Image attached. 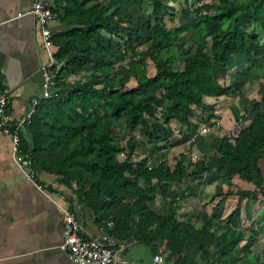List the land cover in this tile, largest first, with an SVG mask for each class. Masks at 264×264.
Wrapping results in <instances>:
<instances>
[{
  "label": "trees",
  "instance_id": "16d2710c",
  "mask_svg": "<svg viewBox=\"0 0 264 264\" xmlns=\"http://www.w3.org/2000/svg\"><path fill=\"white\" fill-rule=\"evenodd\" d=\"M149 2L151 11L135 17L114 0L55 1L53 11L71 27L53 31L61 66L51 96L40 102L22 134V149L36 170L58 175L76 203L93 209L95 223L120 240L150 244L164 239L168 258L176 264H198V254L210 264H259L253 246L264 234V221L257 226L264 210L255 217L252 204L260 195L264 199V96L254 101L248 123L233 135L219 136L216 152L195 161L185 152L172 163H158L153 155L138 158L139 141L129 139L124 146L123 139L139 131L154 145L172 144L174 122L183 123L181 136L197 135L199 124L214 125L211 98L238 90L222 81L218 70L227 69L232 58L264 59L260 33L249 30L254 24L264 30V0L201 3L197 21L174 27L166 16L170 4L182 0ZM185 34L191 46L182 41ZM145 41L147 54L138 49ZM179 62L183 68L175 67ZM159 111L169 134L150 123L160 119ZM233 113L237 122L243 118L236 106ZM219 171L254 188L233 190L230 182L224 195L214 193V211L230 195L237 196V203L222 219L198 211L201 228L193 218L179 219L182 200L196 197L205 176ZM160 196L171 198L167 213L156 208Z\"/></svg>",
  "mask_w": 264,
  "mask_h": 264
},
{
  "label": "crops",
  "instance_id": "0c3cea01",
  "mask_svg": "<svg viewBox=\"0 0 264 264\" xmlns=\"http://www.w3.org/2000/svg\"><path fill=\"white\" fill-rule=\"evenodd\" d=\"M37 1H43L53 7L56 0H0V81L8 83L12 89L10 104L12 119L27 115L33 99L42 98L45 91L42 69L48 62V53L39 46L40 26L29 13ZM114 1L121 10L129 11L132 16L138 17L141 16L138 12L142 3L147 0ZM50 26L56 32L71 27L61 19L53 21ZM216 113L219 114L218 109ZM227 119V123L224 117L212 119L211 122L215 121V124L206 135L217 134L216 131L220 127L222 130L227 128L230 117ZM204 125L206 124H199L197 135ZM158 144L166 143L160 141ZM196 145L197 142L193 148ZM184 150L187 149H160L158 152L154 149L147 155L163 158L172 163L175 154H180ZM189 151L200 158L202 149ZM37 175L40 183L54 198L64 203L62 199L64 196L69 202H76L75 193L59 182L58 175L41 169L37 170ZM214 185L202 184L199 201L196 197L183 199L181 206L177 207L178 218L181 220L193 218L195 226L201 228L202 221L198 218V211H206L211 216L222 212L223 210L210 211L208 205L206 209L202 208L214 193H218L216 187L212 191L211 187ZM166 199L160 196L155 203L160 213H167L170 207L171 198ZM227 202L228 200L221 207H228ZM77 207L83 225L82 234L112 247L116 254V264H176L174 260L168 258L166 240L159 238L150 244L138 242L133 238L120 240L112 235L106 226L101 227L95 223L92 208L80 202H77ZM234 207L220 218H224ZM63 231V211L26 177L13 159L11 137L0 131V264H75L68 253L60 247ZM263 239L264 234L253 246V254L259 257V264H264ZM160 255L163 260L156 261V257ZM196 262L210 264L208 260L201 258L200 254L197 255Z\"/></svg>",
  "mask_w": 264,
  "mask_h": 264
},
{
  "label": "rangeland",
  "instance_id": "374dc122",
  "mask_svg": "<svg viewBox=\"0 0 264 264\" xmlns=\"http://www.w3.org/2000/svg\"><path fill=\"white\" fill-rule=\"evenodd\" d=\"M212 2V0H182V3L179 5L178 2L172 3L169 6V11L171 15L166 16V21L169 27H174L178 24L184 23H191L194 21H197L199 19L198 15L196 14V6L201 5V3H207ZM141 10L138 12V15H146L148 12L151 11L150 3L147 1H144L141 5ZM214 11V8L211 10ZM135 20V26L139 27L137 18H134ZM251 32L258 31L261 35L262 40L264 41V30L258 25L254 24L250 29ZM142 35H144V38L146 39L145 33L141 30L140 32ZM190 34H185L182 38V41H186L187 46H191V43L189 42ZM137 44V43H135ZM148 44L149 42L145 41V43L138 45V49L140 51H143L144 53H148ZM151 60H149V63ZM184 63L179 62L176 64V68H183ZM151 72L154 71V67L151 64L150 65ZM89 69L85 70L83 72V75L89 74ZM219 73H221V80L227 81L230 83L234 88H238L236 93L222 96L218 100H214L211 98V101L216 103V110L218 109L217 119L224 117L225 123H227V118L230 117V124L227 125V128L220 127L218 131H216L217 134L209 135L204 137V141L200 134L192 136L185 133H182V136L180 133L182 132L183 123L174 122V126H172L171 131L173 132V135L176 137L173 139H170L172 141V144H169V142H165L166 144H153L150 142L147 137H145L143 134H141L139 131L136 132H128L127 136L123 139L124 146L127 145V140L131 139L139 141V146L137 149V152L139 155L138 158L147 156V153L149 151H155L158 152L160 149H202L200 152V157L208 154H213L216 152L218 147V137L221 135H233V132H237L239 128H241L244 124L248 123L250 119L253 116V104L256 99H261L262 96H264V59H260L257 61L247 60L246 58H232L230 60L229 66L227 69L218 70ZM76 76H70L68 80H74L77 78ZM135 82L132 80L130 82V85L133 86ZM218 101V102H217ZM236 106L239 108L240 113L242 115V119L240 121L235 120V115L233 113V107ZM216 112V111H215ZM158 116L160 119H150V123L153 127H159L160 131H163L162 134L166 135L169 134V131L166 133L165 124L163 123L162 113L160 111L158 112ZM179 134V135H178ZM197 142V145L195 148H193V145L191 142ZM195 142V143H196ZM203 149H206L205 151ZM177 151V150H176ZM182 152V151H181ZM180 152V153H181ZM178 155V154H175ZM174 155V156H175ZM196 157L198 155H195ZM173 158V157H172ZM198 158V157H197ZM171 161H174L172 159ZM264 167V161L262 163ZM234 183L233 190H236L238 187L240 188H254L251 184H248L247 182L243 181L239 177H233L226 175L224 172L219 171L215 174L205 176L204 180L201 181L202 183H208V184H215L212 186V191L217 188L218 193H221L224 195L229 190V183ZM200 190V189H199ZM199 195L200 191L196 195V200L199 201ZM218 196V199H221V196ZM229 205L228 207H221L217 208V211H221L218 214H215L216 216H221L225 214L226 212L230 211L235 204L237 203V196L236 195H230L227 198ZM216 204V201H208L206 202V206L209 208V210H213V206ZM205 206V205H204ZM254 215L255 217H258L260 213L264 210V199L260 195L258 197V200L256 202H253L252 204ZM206 208V207H204ZM227 208V209H226ZM199 209V208H198ZM216 211V212H217ZM263 217H260V222L257 223V226L260 227L261 223L264 221V211ZM249 226V222H247V227ZM264 240V239H263ZM263 243V242H262Z\"/></svg>",
  "mask_w": 264,
  "mask_h": 264
},
{
  "label": "built area",
  "instance_id": "2783aa9c",
  "mask_svg": "<svg viewBox=\"0 0 264 264\" xmlns=\"http://www.w3.org/2000/svg\"><path fill=\"white\" fill-rule=\"evenodd\" d=\"M29 13L35 17L40 26L41 39L39 46L48 53V62L43 65L42 69L45 91L42 98L33 99L31 109L27 115L12 119L10 115L12 89L8 83L0 81V131L11 137L13 159L26 177L63 211L64 231L60 247L68 253L71 260L75 264H116V254L112 247L103 245L96 239L85 237L82 234L83 225L77 203L69 202L64 196H62L64 203L54 198L40 183L32 159L22 149V134L26 133L27 126L31 123L40 102L51 96L56 78V68L61 66L55 56L52 41L53 30L50 26L53 21L59 19V15L43 1L35 2ZM212 126L210 124L204 125L200 129V135L208 134ZM184 152L190 154L194 161L198 159L194 154H191L189 149L184 150ZM164 160L163 158H157L156 162L163 163ZM151 164L150 162L149 165ZM108 225L112 226L113 222L109 221ZM162 260L161 255L156 257V261Z\"/></svg>",
  "mask_w": 264,
  "mask_h": 264
}]
</instances>
